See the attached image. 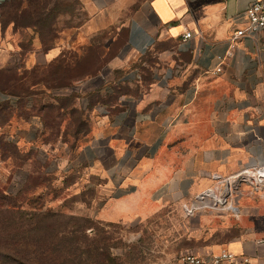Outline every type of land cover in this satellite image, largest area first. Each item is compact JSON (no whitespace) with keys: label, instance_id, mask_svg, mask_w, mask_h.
<instances>
[{"label":"crops","instance_id":"1","mask_svg":"<svg viewBox=\"0 0 264 264\" xmlns=\"http://www.w3.org/2000/svg\"><path fill=\"white\" fill-rule=\"evenodd\" d=\"M80 1L85 24L59 32L48 50L33 34L25 64L82 59L90 48L106 61L90 90L103 104L80 137V181L97 193L96 219L143 223L212 191L236 209L221 231L239 235L209 253L227 248L264 264V185L252 172L264 166V33L231 42L264 0Z\"/></svg>","mask_w":264,"mask_h":264},{"label":"rangeland","instance_id":"2","mask_svg":"<svg viewBox=\"0 0 264 264\" xmlns=\"http://www.w3.org/2000/svg\"><path fill=\"white\" fill-rule=\"evenodd\" d=\"M30 1L35 7H28L26 0L24 8L32 12L28 9L31 13L19 19V24L26 27L16 29L9 24V17L2 16L5 3L0 0V71H11L8 75L24 74L20 69L25 66L23 56L30 49L28 28L53 45L59 32L84 25L88 19L80 0ZM124 39L125 34L120 37L121 41ZM88 56L78 62L80 67L76 69L73 58L77 55L67 54L72 74L83 76L104 68L106 61L98 49L94 48ZM32 81L28 77L26 83ZM99 85V77H95L70 90H47L41 86L31 91L34 97L29 108L25 95L12 109L6 102L8 95L0 92V123H6L0 127V204L10 202L27 212L39 210L90 219L98 232H105L110 264H184L187 255H204L233 241L239 235L236 229L221 231L237 221L229 204L225 211H214L204 209V204L198 202L199 209L193 215L185 212L186 207H172L143 223L106 224L96 219L95 213L101 207V203L93 204L97 193L80 181L87 177V166L81 150L84 139L79 141L77 133L87 134L90 125L82 124L72 111L75 92L87 95ZM58 99H62L60 104ZM82 101L87 105V99ZM31 116L40 118L36 126L22 122ZM28 134L32 136L25 137ZM227 193L231 194L228 187ZM223 216L228 218L225 223L218 219ZM87 232L91 234L92 230Z\"/></svg>","mask_w":264,"mask_h":264},{"label":"trees","instance_id":"3","mask_svg":"<svg viewBox=\"0 0 264 264\" xmlns=\"http://www.w3.org/2000/svg\"><path fill=\"white\" fill-rule=\"evenodd\" d=\"M25 1L4 0L2 16L9 17V24H13L16 29L26 27L19 24V19L32 12L30 8H24ZM27 2L28 7H35L32 1L27 0ZM28 9L31 12L28 13ZM26 34L30 35V49L23 56L25 66L20 72L24 71V74L18 72L16 75H8L11 71H0V92L8 95L6 102L12 109L24 100L23 95L27 98L26 107L29 108L34 97L31 91L38 87L44 86L47 90H70L80 83L97 77L101 71L100 69L83 76L72 74V67L75 66L76 69L80 67L78 62L86 60L93 48L87 51L86 57L73 58L76 62L73 66L69 65L68 57L65 56L48 67L38 66L29 69L25 64V56L32 49L33 34L40 37L47 50L52 44L34 29L28 28ZM28 77L33 79L30 84L26 83ZM74 94L76 103L72 116L76 114L77 120L82 121V124L85 122L89 124L88 121L95 107L101 103L100 94L82 95L76 92ZM83 99H87L85 106L81 102ZM61 100L58 99V104ZM61 109L65 111L64 106ZM34 117L37 116L25 120L29 121ZM3 124L0 123V127L4 126ZM77 134L79 141L81 136L87 135L82 131ZM88 230H92L91 234L87 232ZM109 262L105 232L104 234L98 232L90 219L43 213L39 210L27 212L10 202L7 205L0 204V264H110Z\"/></svg>","mask_w":264,"mask_h":264},{"label":"built area","instance_id":"4","mask_svg":"<svg viewBox=\"0 0 264 264\" xmlns=\"http://www.w3.org/2000/svg\"><path fill=\"white\" fill-rule=\"evenodd\" d=\"M243 28L237 30L232 37V43L236 44L242 39H257L261 33H264V1L253 3L245 12L242 20ZM191 38V34L187 33L184 36V41ZM222 70L218 69L216 74ZM254 173V181L257 184L264 185V166L252 170ZM212 191L207 192L197 198L196 204L186 206L185 212L188 215H193L199 207L197 203H203L204 209L214 211L225 210V197L217 198ZM212 201V202H209ZM232 207L231 205H229ZM223 207V209H221ZM184 264H254L253 260L245 255H239L227 248L221 249L219 252H211L204 255H187L183 259Z\"/></svg>","mask_w":264,"mask_h":264},{"label":"bare ground","instance_id":"5","mask_svg":"<svg viewBox=\"0 0 264 264\" xmlns=\"http://www.w3.org/2000/svg\"><path fill=\"white\" fill-rule=\"evenodd\" d=\"M225 186V185H224ZM207 194V193H206ZM217 194V193H216ZM219 198V197H218ZM233 208V210L236 212V209L234 208V207H232ZM233 212V211H232Z\"/></svg>","mask_w":264,"mask_h":264}]
</instances>
